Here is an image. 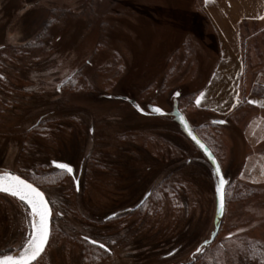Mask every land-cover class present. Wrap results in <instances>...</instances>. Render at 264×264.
I'll list each match as a JSON object with an SVG mask.
<instances>
[{
	"label": "rangeland",
	"instance_id": "rangeland-1",
	"mask_svg": "<svg viewBox=\"0 0 264 264\" xmlns=\"http://www.w3.org/2000/svg\"><path fill=\"white\" fill-rule=\"evenodd\" d=\"M148 1L0 0V171L38 183L54 214L36 264H264V177L240 176L255 155L248 156L245 118L235 122L190 103L205 88L217 48L189 40L173 56L186 31L161 30L153 17L143 27ZM247 40L241 99L259 97ZM176 106L192 130L210 127L233 192L215 241L199 255L215 230L216 178L172 115ZM254 110L247 111L252 118L264 119V110ZM219 121L217 136L211 124ZM53 160L70 164L74 178L54 170ZM146 162L167 174L149 181L139 172ZM241 182L257 193L238 199ZM152 188L156 197L130 222L106 221ZM29 212L0 194V253L19 254Z\"/></svg>",
	"mask_w": 264,
	"mask_h": 264
},
{
	"label": "crops",
	"instance_id": "crops-1",
	"mask_svg": "<svg viewBox=\"0 0 264 264\" xmlns=\"http://www.w3.org/2000/svg\"><path fill=\"white\" fill-rule=\"evenodd\" d=\"M156 3L160 4V7L154 8ZM165 4L172 5L174 13L170 12L171 8L165 7ZM143 10L149 13L144 12L146 16L143 27L147 22L151 23L150 18L153 17L158 20L161 30L166 28L172 33L186 31L183 35L176 34L181 40L180 45L188 39L193 42L199 40L203 46L217 48L205 88L196 93L193 100L196 103L197 97L204 93L200 103L201 110L207 113L212 111L217 116L228 118L237 113L239 103L245 99L250 108L244 111H255V108L264 110V106H261L264 105L262 97L249 96L241 99V84L249 76L242 51L243 38L248 36V33L256 32L259 40L251 77L256 85L264 87V0H151L145 4ZM136 12L140 14L138 10L134 13ZM152 26L154 30L158 29L156 25ZM207 40L211 43H205ZM253 100L259 103L254 104L251 102ZM254 115L247 112V117L241 123L243 136L249 142L248 156L255 154L250 157L251 161L253 160L250 164L246 162L240 175L248 182H256V178L264 177V119L252 118ZM217 123L223 124L220 121ZM251 167L255 168V172L252 171L253 173L248 175ZM254 175L259 176L251 177Z\"/></svg>",
	"mask_w": 264,
	"mask_h": 264
},
{
	"label": "snow or ice",
	"instance_id": "snow-or-ice-1",
	"mask_svg": "<svg viewBox=\"0 0 264 264\" xmlns=\"http://www.w3.org/2000/svg\"><path fill=\"white\" fill-rule=\"evenodd\" d=\"M176 96L180 93L176 92ZM204 97V93H201L196 99L197 105L201 103V99ZM254 104L259 103V101H251ZM264 106V105H261ZM139 107V105H137ZM156 112L161 113L160 108L154 109ZM163 114V113H161ZM183 122V117H181ZM197 143L200 141L196 136L192 137ZM204 147L203 144L200 145ZM207 151V149H205ZM57 169L63 170L69 174L73 172V168L68 163H58L56 161L52 162ZM217 172H219V167H217ZM227 183L223 176L219 178V184L217 185V191L220 192L222 187ZM0 192L7 193L10 196L18 198L20 201L26 202L27 206L30 207V212L28 213V223L30 231L25 235L24 241L19 249L18 255H10L6 253H0V264H32L36 261L38 257L45 250V246L48 243L50 235V216L51 209L49 207V201L45 198V193L42 192L38 187H35L33 183L28 180L23 179L20 175H16L9 171H4L0 173ZM224 200L223 195H221V209H223ZM232 234H229L231 236ZM87 240L88 237H85ZM96 244V240L91 241ZM114 243V242H113ZM205 244L208 243L207 240L204 241ZM104 247L103 244L100 245ZM201 248L197 247L196 252H200Z\"/></svg>",
	"mask_w": 264,
	"mask_h": 264
},
{
	"label": "trees",
	"instance_id": "trees-1",
	"mask_svg": "<svg viewBox=\"0 0 264 264\" xmlns=\"http://www.w3.org/2000/svg\"><path fill=\"white\" fill-rule=\"evenodd\" d=\"M49 25L46 27V30L49 27ZM248 34H249L248 36L243 38V44H242L243 61H244L245 69H246L245 62H246L247 47H248L247 37H248L249 41L251 42V48H252V51H253V56H252L253 65L255 63V57H256L255 51L258 52V49L256 48V45L259 44V40H257L258 34L256 32H252L251 34L250 33H248ZM188 41L189 40L186 39L183 42V44L180 46V48H177L172 55L175 56L177 53H179L180 49H182V47L184 48V46L187 44ZM252 91H253L254 95L259 96V97H264V87L263 86L255 85L253 87ZM194 97H195V95H192L191 98H190V103L191 104L193 103ZM249 107H250V105L248 104L246 99L241 101L239 103V106L237 107V110H236L237 113L234 114V115L229 116V118L231 120L235 121V122H237V120L239 121V120L245 118L246 112L244 110L249 108ZM211 126L212 127H217L216 128V130H217L216 134H217V136L218 135L220 136V132H219V129H218V126H220V124L219 123H213V124H211ZM209 129H210V127L204 126L200 130L195 129L194 131L199 136V138L208 146V148L212 151V153L215 155V157L217 158V160L220 163V159L218 157V153H221L220 149H219V145H218V143L216 141L215 142L213 141L211 135H208ZM202 131H205L206 133L203 134ZM29 181L32 182L37 187L41 188V186L38 183H36L34 181H31V180H29ZM233 184L234 183H232V185ZM229 187H227L226 190H225L226 201L228 200V196H232L233 195V192L230 191ZM238 187H239L238 189L240 190L239 191L240 193H239V195L237 197L240 200H243L245 197L254 196L257 193V191L255 190V187L250 185L247 182H241Z\"/></svg>",
	"mask_w": 264,
	"mask_h": 264
},
{
	"label": "flooded vegetation",
	"instance_id": "flooded-vegetation-1",
	"mask_svg": "<svg viewBox=\"0 0 264 264\" xmlns=\"http://www.w3.org/2000/svg\"><path fill=\"white\" fill-rule=\"evenodd\" d=\"M39 126V125H38ZM37 126V127H38ZM53 161H56V162H58V163H65V162H63V161H57V160H53ZM52 161V162H53ZM51 162V166H52V168L54 169V170H57V171H60L61 173H66V174H68L70 177H72V178H74V172H72L71 174H69V173H67V172H65V171H63V170H60V169H57L56 167H55V165L53 164ZM149 162H146L145 163V165H144V167L142 168V169H139V172H141L142 174H148L149 175V181H151L152 180V176H154V175H156V174H167L166 173V170H161V171H157V170H154V168L151 166V165H147ZM135 170V169H134ZM6 171H9V172H12V173H14V174H16V175H19V174H17V173H15V172H13V171H11V170H6ZM1 172H4V171H0V173ZM81 173V172H80ZM21 177H23L22 175H20ZM24 179H26V180H28L27 178H25V177H23ZM166 179H167V177L165 176V178H164V182L166 181ZM29 181V180H28ZM30 182V181H29ZM32 183V182H31ZM160 184L162 183L161 181L159 182ZM36 186V185H35ZM39 188V187H38ZM75 188H76V191H78L79 190V182L76 180L75 181ZM156 188V187H155ZM41 189V188H40ZM42 190V189H41ZM0 194H2V195H5V196H8V197H10V198H14V199H16L19 203H21V205H23L24 207H27L23 202H21L20 200H18L17 198H15V197H12V196H9V195H6V194H3V193H0ZM156 197V193H155V189L154 188H152V189H149V190H147L146 192H145V194H144V196H143V198L141 199V200H139L137 203L133 200V201H131L130 202V200H132V199H130L129 200V203L128 204H126V205H123V206H121V207H119L118 209H116V210H114L107 218H106V221H122V222H124V221H127V222H130L132 219H133V217H134V215L140 210V209H142L147 203H148V201L149 200H152L153 198H155ZM48 200H49V198H48ZM49 202H50V200H49ZM50 204H51V202H50ZM51 207H52V204H51ZM28 208V207H27ZM52 211H53V207H52ZM54 215V214H53ZM128 226H130V223H129V225H127V227ZM52 228H53V216H52ZM130 228V227H129ZM117 231L118 230H120V227L118 228V226H117V229H116ZM52 235V234H51ZM84 239V241L86 242V243H88V244H90L91 246H93V247H95V248H97V249H99V250H103V251H105V252H107V253H109V251H110V249H109V247L108 246H106V245H104L103 243H101V242H97L96 244H93L91 241H92V239H90V238H88L87 240L85 239V237L83 238ZM50 240H51V238H50ZM116 240H118L119 241V239L117 238ZM101 244H103L104 245V247H101L100 245ZM49 246V245H48ZM118 248H120L119 247V245L117 246ZM48 248V247H47ZM207 249V247H202V249H201V251L200 252H195L194 253V255H199V254H202L203 252H204V250H206ZM47 250V249H46ZM131 250H133V249H131ZM46 252V251H45ZM45 252H44V254H45ZM43 254V255H44ZM43 255L41 256V258L43 257ZM41 258H39L35 263H33V264H36ZM190 264H193V262H191Z\"/></svg>",
	"mask_w": 264,
	"mask_h": 264
},
{
	"label": "water",
	"instance_id": "water-1",
	"mask_svg": "<svg viewBox=\"0 0 264 264\" xmlns=\"http://www.w3.org/2000/svg\"><path fill=\"white\" fill-rule=\"evenodd\" d=\"M152 111L155 112L154 109H152ZM172 115L175 117L176 121L179 123V125H180L181 129L183 130V132L192 140V142L195 144V146L202 152V154L204 155V157L206 158L208 163L211 165V169H212L213 175L216 178V182H215V194H216L215 230H214V233L212 234L210 240L208 241V243L207 244L204 243L200 247L202 249V247H207L208 245L212 244L215 241V239H216V237H217V235L219 233V229H220V223L219 222H220V219L223 217L224 211H225V203H226L225 190H226V184L227 183L222 187L220 192L217 191V185L219 184V178H220V176L224 177V174H223V171H222V168H221V165H220L219 161L217 160L215 155L212 153V151L208 148V146L199 138V136L196 134V132L194 130H192V128L190 127L189 123L186 121L185 117L181 114V112L179 111L177 106L174 108ZM181 117H183V122L181 121ZM193 136H196V138L200 141V143H197L196 140H194L192 138ZM201 144H203L204 147H201L200 146ZM205 149H207V151ZM217 167H219V172H217ZM1 173H3V172H1ZM224 179H225V177H224ZM35 187H37V186H35ZM0 193H3V192H0ZM3 194L9 195L7 193H3ZM221 195H223V200H224L223 209H221ZM45 198L48 200L46 195H45ZM21 202H23L27 206L26 202H24V201H21ZM27 207L30 210V207L29 206H27ZM49 207H50L51 213H52L51 216H50V223H49L50 235H49L48 243L45 246L44 252L46 251V249H47V247L49 245L51 234H52V216H53V211H52V207H51L50 202H49ZM44 252L41 254V256L44 254ZM41 256L38 257L37 260L39 258H41ZM36 261H33L32 264L35 263Z\"/></svg>",
	"mask_w": 264,
	"mask_h": 264
}]
</instances>
